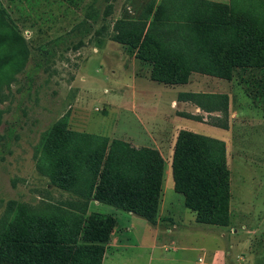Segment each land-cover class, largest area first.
Masks as SVG:
<instances>
[{
  "label": "rangeland",
  "instance_id": "obj_1",
  "mask_svg": "<svg viewBox=\"0 0 264 264\" xmlns=\"http://www.w3.org/2000/svg\"><path fill=\"white\" fill-rule=\"evenodd\" d=\"M255 30H264V0H0V264H19L9 233L26 221L61 222L65 251L90 245L91 224L109 216L89 211L91 201L82 216L59 178L67 187L76 174L85 187L97 157L101 172L119 173L125 154H159L157 147L163 167L170 164L173 143L131 133L167 113L160 101L171 119L219 133L197 137L224 161L230 199L224 225L198 222L188 210L184 223L162 222L211 239L200 244L206 249L151 264H264V102L252 91L261 72L217 65L221 49ZM151 43L160 47L156 65L137 55ZM172 62L188 67L184 96H175L178 84L151 80L153 72L172 74ZM133 171L127 165L125 175ZM170 192L162 200L183 206L184 196ZM116 259L108 264H147L130 247Z\"/></svg>",
  "mask_w": 264,
  "mask_h": 264
},
{
  "label": "trees",
  "instance_id": "obj_2",
  "mask_svg": "<svg viewBox=\"0 0 264 264\" xmlns=\"http://www.w3.org/2000/svg\"><path fill=\"white\" fill-rule=\"evenodd\" d=\"M245 37L238 44L221 49L217 54V65L226 70L260 71L261 77H256L252 84H255L256 89L251 90L264 102V30L250 31ZM117 41L129 46L133 44L132 40H124L119 35ZM137 55L156 65L160 61V47L153 43L147 46L142 44ZM169 66L172 67L169 70L173 71L172 74L159 76L153 72L151 80L162 84H186L188 67L185 62H172ZM184 95L186 94L182 96ZM191 95L198 97V94ZM148 153L125 154L119 173L101 172L99 165L102 157L99 156L89 166L88 172L92 179L86 182L85 187L78 186L76 174H71L73 178L67 187L62 184L61 178L58 185H63L62 190L73 196L70 202L80 207L82 216L87 213L88 203L96 201L129 212L150 226H155L163 161L159 154ZM127 165L134 168L129 177L125 175ZM172 173L175 188L184 196V206L196 214L198 222L226 224L230 199L229 172L224 161L211 157L209 145L200 140L196 133L183 131L180 134ZM97 217L98 221L93 222L89 228L87 241L90 245L76 248L74 253L70 248L65 251L66 247L64 249L62 246L64 244L61 239L65 235L60 232V228L64 226L61 222L55 220L36 223L31 220L18 225L9 233L13 259L19 264H102L105 250L103 244L108 241L115 221L111 217Z\"/></svg>",
  "mask_w": 264,
  "mask_h": 264
},
{
  "label": "crops",
  "instance_id": "obj_3",
  "mask_svg": "<svg viewBox=\"0 0 264 264\" xmlns=\"http://www.w3.org/2000/svg\"><path fill=\"white\" fill-rule=\"evenodd\" d=\"M185 86L186 85L184 84H178L175 86V89L173 90L175 96L178 97L186 94L188 90L185 88ZM140 100L146 102L147 97H142ZM160 104L161 106L159 107V111L164 110L167 112L164 116H162V118L155 116L149 128H147V122H145V125L139 124L138 126H131L133 132H131V129L129 128L130 132L134 135V137H136L135 140L142 142H152L153 140L152 143H156L157 141L163 144H166V142H171V144L173 143V146L176 148L179 136L183 131H189L194 134L196 133V135L205 133V137L219 135V133H215L209 126L194 121H187L185 119L178 118L175 115V117L171 119L168 116V114L171 112V108L169 104H167V101H160ZM204 126L207 128H204ZM160 148L161 147H157L159 154H163ZM172 163L173 160L170 162V164L168 163L163 167L161 192H163L166 188L172 193H175L176 196L179 194L183 197V195L175 188L174 185ZM167 169L170 170L168 174L171 173L172 176L168 181L165 178ZM162 195L163 194L161 193V199L159 198L158 202L157 213L155 216V226H150L146 221L145 223H142L141 221L137 220L138 217L132 215L129 212L120 211L111 206L100 204L96 201H91L89 204V211H95L96 213L107 215L115 221V226L107 241V245L105 246L102 264H108L109 261L111 262L112 260V262L118 261L116 257L119 255L121 249L126 247H130L135 252H138V256L142 257V259L145 261V263L147 262V264H151L155 259H164V255L170 252L179 256L184 252V249L187 248L192 249L190 251L193 253L205 248V246L200 247V244L203 243V240L205 241V239H211V237L208 235L194 230H183L177 225L173 226V228H176L175 230L160 226V224L165 221L169 223L173 222L180 224L184 223L187 218L190 219L193 217L192 214L189 216V214L185 211L188 209L184 206V202L183 206H181V204L180 206H176L174 201L171 199L167 202H164L162 200ZM188 211L192 213L190 210ZM136 226L140 228V231H136ZM197 241H201L200 243L198 242L199 245L196 244ZM133 261H137L136 257L133 258ZM180 261L181 262H178L177 259L176 263H195H186L185 260Z\"/></svg>",
  "mask_w": 264,
  "mask_h": 264
}]
</instances>
